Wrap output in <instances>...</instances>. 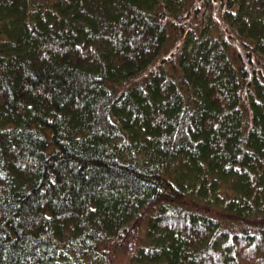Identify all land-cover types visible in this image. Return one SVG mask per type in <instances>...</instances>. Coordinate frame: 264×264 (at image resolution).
Instances as JSON below:
<instances>
[{
    "label": "trees",
    "instance_id": "1",
    "mask_svg": "<svg viewBox=\"0 0 264 264\" xmlns=\"http://www.w3.org/2000/svg\"><path fill=\"white\" fill-rule=\"evenodd\" d=\"M264 264V0H0V264Z\"/></svg>",
    "mask_w": 264,
    "mask_h": 264
},
{
    "label": "rangeland",
    "instance_id": "2",
    "mask_svg": "<svg viewBox=\"0 0 264 264\" xmlns=\"http://www.w3.org/2000/svg\"><path fill=\"white\" fill-rule=\"evenodd\" d=\"M113 264H125L124 258L118 254V256L114 259Z\"/></svg>",
    "mask_w": 264,
    "mask_h": 264
}]
</instances>
